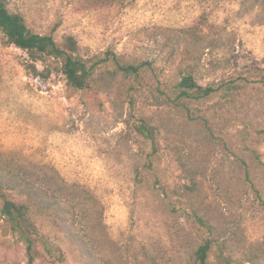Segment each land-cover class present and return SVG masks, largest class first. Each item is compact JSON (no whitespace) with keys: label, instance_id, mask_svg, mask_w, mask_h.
Instances as JSON below:
<instances>
[{"label":"rangeland","instance_id":"rangeland-1","mask_svg":"<svg viewBox=\"0 0 264 264\" xmlns=\"http://www.w3.org/2000/svg\"><path fill=\"white\" fill-rule=\"evenodd\" d=\"M6 3L94 80L71 87L54 57L34 72L0 32V171L56 200L66 230L34 209L31 264H195L206 239L208 264H264V5ZM199 23L215 41L189 69L215 90L180 97L182 31ZM0 264H27L1 216Z\"/></svg>","mask_w":264,"mask_h":264},{"label":"trees","instance_id":"trees-1","mask_svg":"<svg viewBox=\"0 0 264 264\" xmlns=\"http://www.w3.org/2000/svg\"><path fill=\"white\" fill-rule=\"evenodd\" d=\"M89 1V4L109 5L115 1L126 4L129 0ZM257 2L264 5V0H257ZM0 32L6 37L8 43L26 52L34 72H36L35 62L44 63L46 57L59 58L60 68L68 85L78 90L93 87L94 80L91 67L87 66L82 58L72 55L62 48L51 33L32 32L24 17L8 8L6 0H0ZM214 41V37H209L207 34L203 35L200 23L182 31L180 54L183 61L186 62V66L180 69L181 78L177 83V87L180 88L178 96L185 98L193 95L207 96L215 90L210 85H199L189 69L192 65L190 62H196L201 52L213 45ZM115 62L117 69L126 75L138 73L145 64L143 62ZM44 194L46 193H39L29 179L0 171V216L4 218L10 230L16 233L24 243L27 264H31L33 261L34 240L32 235L37 234L35 223L31 218L34 209L40 211L51 209L54 223L66 232L61 205L56 200L49 197L45 198L46 195ZM71 237L74 238L73 235ZM209 250L210 240L206 239L194 252L195 264H208Z\"/></svg>","mask_w":264,"mask_h":264}]
</instances>
